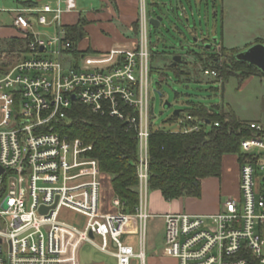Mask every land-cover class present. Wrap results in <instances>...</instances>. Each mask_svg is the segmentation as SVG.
<instances>
[{"label": "built area", "instance_id": "obj_1", "mask_svg": "<svg viewBox=\"0 0 264 264\" xmlns=\"http://www.w3.org/2000/svg\"><path fill=\"white\" fill-rule=\"evenodd\" d=\"M139 5L137 45L106 52L80 51L69 37L63 17L76 11V0L10 10L28 50L0 71V264H68L75 261L67 256L68 249L74 253L82 243L114 255L117 264H133L135 259L145 264L152 216L147 196L153 16L147 0ZM38 27H54L55 35H42ZM204 73L218 76L214 69ZM75 103L125 121L136 132L139 203L134 214L123 212L124 203L116 196L112 205L119 211L104 210L103 174L92 156L93 145L55 131ZM192 120L188 114L179 118V131L199 130V124H188ZM248 128L250 135L241 139L247 159L240 164L239 195L214 214L163 215L164 254L177 264H264V125L250 121ZM67 211L83 216L85 223L72 222ZM132 219L137 223V249L124 240Z\"/></svg>", "mask_w": 264, "mask_h": 264}, {"label": "rangeland", "instance_id": "obj_2", "mask_svg": "<svg viewBox=\"0 0 264 264\" xmlns=\"http://www.w3.org/2000/svg\"><path fill=\"white\" fill-rule=\"evenodd\" d=\"M17 4V0H0V26H11L13 12L10 10L18 8ZM88 8H90L89 4L78 3L75 12L64 15V22L68 24L77 22L78 14L81 13L84 17L87 14L84 10ZM147 8L151 16L162 15L164 17L159 28H154L149 24L151 41L149 116L153 128L179 131V122H167L168 119L174 115L176 110H183L182 116H186L188 109L200 104L212 107L218 112L233 111L241 120L248 122L255 120L264 125V76L262 74L250 68L252 76L245 81H240L241 73L237 72L228 81L222 82L219 78L206 75L203 66L195 58L203 50L216 52L215 45L239 52L257 42H264V0H147ZM137 20L139 21L137 38H139V14ZM121 25L122 21L117 16L113 21L107 20L106 17L93 23L88 21L85 24L86 32L79 42L81 43L79 47L87 50L85 44L89 43L91 50L104 52L99 50L116 38V28L118 26L122 28ZM37 31L46 36L55 35L54 27H38ZM17 34L20 37L21 32L17 30ZM198 37L209 38L214 47L206 49V43L203 44V40L197 43L196 38ZM9 41L8 38L0 39L1 50ZM23 50L24 47L17 45L15 52L12 51L13 54L5 47V51L0 52V65L4 67L14 65L24 56ZM177 54L182 55L186 61L185 64H181V68L189 71L181 77H178L174 70L165 68V65H168ZM70 60L71 64H76L74 58ZM166 102L169 105L165 106ZM236 158L235 154L226 155L224 158L223 174L224 179L228 180L227 185L218 184L208 190V195H212L213 198L218 197L221 207L228 196H238L236 187L238 169L233 165V163L237 165ZM110 177L109 175L102 177V194L105 205L111 202ZM25 189V181L21 179L19 191L23 192ZM157 192L158 190H148L149 206L152 194ZM66 214L72 222L78 225L85 223V218L79 214L71 211H67ZM164 234V220L158 216H151L147 222L146 264H150L149 258L152 255L167 256L164 254Z\"/></svg>", "mask_w": 264, "mask_h": 264}, {"label": "trees", "instance_id": "obj_3", "mask_svg": "<svg viewBox=\"0 0 264 264\" xmlns=\"http://www.w3.org/2000/svg\"><path fill=\"white\" fill-rule=\"evenodd\" d=\"M33 4L24 2V5ZM86 23L81 17L76 24L66 25L68 35L74 42L78 43L84 37ZM132 26L129 37L137 38L139 21L133 22ZM17 45L24 47L23 51L28 50V41L22 37L13 38L7 48L12 52L17 49ZM237 53L234 49L221 46L219 52L203 50L195 58L204 70H216V78L222 82L228 81L237 72L241 73L239 78L243 82L252 76L250 68L264 76L255 65L238 60L235 56ZM185 62L182 56V63L173 65L172 59L165 68L174 70L181 77L189 73L181 68ZM7 68L0 65V71ZM182 112L180 110L177 115H172L167 122L178 121ZM186 114L194 119L188 124H199V130L183 132L154 129L152 124L150 128L149 189L159 190L166 201L200 197L202 180L221 176L226 155H237L240 164L247 159L242 152L241 139L250 135L248 121L239 119L233 111L218 112L203 104L193 106ZM216 123L219 125L216 126ZM55 131L62 137L80 138L84 144L93 145L92 156L98 159L102 174L111 176L113 194L124 203L122 211L134 214L139 203V148L136 132L129 129L125 121L108 114L95 113L79 103L73 105L68 119L57 125Z\"/></svg>", "mask_w": 264, "mask_h": 264}, {"label": "crops", "instance_id": "obj_4", "mask_svg": "<svg viewBox=\"0 0 264 264\" xmlns=\"http://www.w3.org/2000/svg\"><path fill=\"white\" fill-rule=\"evenodd\" d=\"M30 1L35 4L33 5H40L44 3L47 0H17V5L16 7H21V6H26L24 5V2ZM78 3L87 5H90V8L84 10L86 11V15L83 17L81 13L78 14L77 22L78 20L82 17L84 18L87 22L93 23L94 21L100 20L103 17H106L107 20L113 21V19L117 16L121 21L122 25L120 28H116V38L108 45H105L100 49L99 51H106L109 50L110 48L116 47V46H121V45H126V46H134L137 43L138 38H132L129 37L132 31V24L135 22L138 18V10H139V0H76V4ZM103 3L105 7L103 8ZM101 4V5H99ZM28 6V5H27ZM99 7V8H98ZM12 22L11 26H0V39L3 38H8L10 41L13 38H21L22 36L17 34V28L13 26V17L11 16ZM76 21L74 23H66V25H73L77 23ZM86 29V28H85ZM19 31V30H18ZM86 32V31H85ZM198 37L196 38L197 43L201 42L203 40V44L206 43V45L210 44L211 48H206V49H212L214 45L210 41L209 38H201ZM217 39V38H215ZM82 40V39H81ZM206 40V42H204ZM10 41L6 44V46L3 47V50L0 48V52L5 51V47L10 45ZM84 41V39H83ZM80 42V41H79ZM76 43L77 47L79 48L80 51H85L82 48L79 47L81 43ZM208 43V44H207ZM263 43L264 42H259ZM87 45L86 49L91 50L90 44H85ZM205 45V46H206ZM216 52H219L221 49V45H215ZM15 52V50H14ZM13 52V53H14ZM93 52H98V51H93ZM6 55V54H4ZM21 59V58H20ZM255 121V120H252ZM258 122V121H256ZM226 157V156H225ZM224 157V158H225ZM237 165L233 163L235 168L238 169V174H237V192L239 195V178H240V163L238 162V159L236 158ZM227 163V162H226ZM232 164V163H231ZM224 165H225V160L223 159V168H222V173L220 177H211V178H206L203 179L201 182V196L200 197H182L179 199H175L172 201H166L163 196L161 195V192L158 190L160 193H153L151 196V204L149 208V212L151 213L152 217L153 216H158L161 217L163 220V215L167 213H190V214H214L217 213L221 210V206H219L218 202V197L212 195H208V190L210 187H215L216 185H227V181L223 174L224 171ZM107 175V174H103ZM110 176V175H109ZM111 181V177H110ZM109 181L110 185V191L112 190L111 184ZM114 197L113 191L111 195V202L108 203V205H105L103 203V207L105 211H111V212H118L119 209L114 207L112 205V199ZM230 197H235V196H228V199ZM129 233L124 235V240L127 243H130L135 246V248H138V236H137V223L135 219H132L130 222V225L128 226ZM97 242H100V239L98 237H94ZM153 246H151L152 248ZM111 250H114V247L111 246ZM67 256L68 257H74V262H69L68 264H117V259L114 255L110 253H105L101 251L98 247L91 243H82L81 245L78 246V248L75 250L73 253V249L70 247L67 251ZM150 264H177V260L173 257L170 256H161L157 257L152 255L150 258ZM147 260V259H146ZM145 260V264H146ZM133 264H140V262L135 259L133 261Z\"/></svg>", "mask_w": 264, "mask_h": 264}, {"label": "water", "instance_id": "obj_5", "mask_svg": "<svg viewBox=\"0 0 264 264\" xmlns=\"http://www.w3.org/2000/svg\"><path fill=\"white\" fill-rule=\"evenodd\" d=\"M164 17L162 15L153 16L150 19V23L154 28H159L163 21ZM211 48V45H206V48ZM236 58L240 61L248 62L255 65L259 70L264 73V44L256 43L243 51H239L236 55ZM182 62V55L177 54L173 57V65ZM75 99V95L73 96ZM165 106L169 105L168 102L164 104ZM180 110L174 112L175 115L179 113ZM1 172V171H0Z\"/></svg>", "mask_w": 264, "mask_h": 264}]
</instances>
